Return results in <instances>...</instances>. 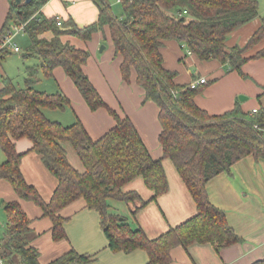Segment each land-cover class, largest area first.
I'll return each mask as SVG.
<instances>
[{
    "label": "trees",
    "instance_id": "16d2710c",
    "mask_svg": "<svg viewBox=\"0 0 264 264\" xmlns=\"http://www.w3.org/2000/svg\"><path fill=\"white\" fill-rule=\"evenodd\" d=\"M97 19L79 27L69 20L57 25L53 17H34L46 0L28 4H10L7 21L25 24L29 45L21 57H35L38 64L25 66L23 86L2 77L0 88V149L5 160L0 163V179L10 183L20 199L34 202L53 223L54 238L64 235L62 223L67 219L58 211L67 204L83 199L84 207L99 213L108 246L112 251L145 250L149 264H168L170 250L191 244H211L217 251L241 241L227 223L224 212L208 199L207 182L220 173L232 174V165L252 155L264 159V109L243 111L236 105L220 115H210L197 107L194 96L201 86L176 84V72L164 67L161 48L174 40L200 60L215 59L228 70L242 74L241 66L251 58H264V47L253 56L244 52L264 38V16L260 26L243 47H226L230 32L258 16L256 0H119L122 14L116 17L109 0H92ZM185 10L186 15H177ZM107 25L115 53L121 58L119 70L124 82L132 72L143 89L145 100L158 107L161 130L158 141L163 158H168L186 185L197 213L149 239L139 229H131L126 219L110 212L108 198L133 205L132 214L145 205L136 191L124 192L122 187L141 177L154 199L168 190L160 159L150 155L138 130L128 117H119L108 108L96 91L82 66L89 52L76 48L60 36L71 34L88 40ZM7 23L2 30L6 28ZM51 31L50 39L39 37ZM1 33V32H0ZM4 33V32H3ZM2 33V34H3ZM1 34V35H2ZM0 35V37H1ZM9 49H1L0 57ZM61 67L72 80L90 110L104 107L114 116L115 125L97 139H92L80 120L64 125L47 118L42 109L64 108L68 99L62 92L49 93L35 87L38 72L48 76ZM194 80V79H193ZM27 138L30 150L36 152L57 181L48 200L25 181L20 171L22 153L15 141ZM69 142L83 164L75 169L67 160L62 142ZM139 201L138 205L134 202ZM5 222L0 233L1 256L6 264H40L30 220L18 201L3 205ZM91 255L70 250L48 264H89ZM251 264H264L256 260Z\"/></svg>",
    "mask_w": 264,
    "mask_h": 264
},
{
    "label": "crops",
    "instance_id": "0c3cea01",
    "mask_svg": "<svg viewBox=\"0 0 264 264\" xmlns=\"http://www.w3.org/2000/svg\"><path fill=\"white\" fill-rule=\"evenodd\" d=\"M116 2L119 3L118 0ZM10 4H13V0H0V35L8 29L14 31L17 27L12 21H7ZM258 7V16L263 17L264 0ZM97 15L98 8L92 0H46L34 17H53L60 21L59 25L69 20L82 27L93 23ZM6 23L9 26L2 30ZM260 24L261 18H254L230 32L225 40L226 47H243ZM20 36L27 35L17 33L12 39L13 42L17 44L16 40ZM52 36L51 31L39 35L47 39ZM60 40L89 52V57L82 66L83 72L106 106L118 112L116 114L119 117H128L133 122L152 158L160 159L166 176L167 192L154 199H151L153 193L145 187L141 177L122 187L124 192L136 191L141 201L145 202L135 215L131 212L133 205L108 198L110 212L125 218L131 229H141L149 239L158 237L194 216L197 213L196 204L186 185L172 162L163 158L162 147L158 141L161 130L158 107L152 101L145 100L143 89L135 82L134 72L129 82L122 80L119 70L121 58L115 53L107 25L94 32L88 40L71 34L61 35ZM263 47L264 38L247 49L244 56L251 57ZM161 53L164 67L176 72V84L205 79L204 84L197 85L201 86V91L193 100L197 107L208 114L220 115L236 105L249 112L253 109H264V58L249 59L241 66L240 74L228 70L226 65L215 59L200 60L174 40L165 41ZM28 60H33L28 66L38 64L35 57ZM39 75H42L41 71L38 72L37 83H41ZM2 77L6 75L0 77V88L3 86ZM43 77L53 78L57 88L44 86L40 90L49 93L62 92L68 99L74 118L81 121L92 139L99 138L115 125L116 120L107 108L90 110L61 67L54 68L48 76L43 74ZM242 94L246 96L239 100L238 95ZM30 147L31 141L27 138L15 141L16 151L22 153L21 174L44 200H48L57 181L45 168L40 156L30 150ZM62 147L70 165L82 171L83 164L71 144L65 141L62 142ZM4 160L5 155L0 149V163ZM231 171V175L220 173L212 177L206 184V191L209 201L224 212L227 223L241 241L219 251L209 243L191 244L186 248L176 246L170 250L168 264H251L256 260L264 261V159L245 156L232 165ZM13 201L20 203L30 220L29 227L35 236L30 246L36 248L40 264H48L70 250L91 255L93 260L89 264H149L148 254L141 248L130 252L112 251L100 227L99 213L84 207L83 199H77L58 211L67 220L62 223L64 235L57 239L51 233L52 220L44 216L42 209L34 202L20 199L10 183L4 179H0L1 225L5 222L4 203ZM135 204L138 205L139 201L134 202Z\"/></svg>",
    "mask_w": 264,
    "mask_h": 264
},
{
    "label": "rangeland",
    "instance_id": "374dc122",
    "mask_svg": "<svg viewBox=\"0 0 264 264\" xmlns=\"http://www.w3.org/2000/svg\"><path fill=\"white\" fill-rule=\"evenodd\" d=\"M256 1L258 3V6H260L262 3V0H256ZM108 2L110 4L112 13L116 17H120V15L122 14L121 5L117 3L116 0H109ZM177 12L179 13L180 11H177ZM184 15H186V13ZM260 18H261L260 16H257L255 20L256 19L260 20ZM16 42H17V45L20 47V51L15 52L13 50H9V52L5 53L3 57H0V77L6 75L12 79L15 85L23 86L24 77L26 75L25 70H24L25 66L30 65L29 62H32L33 60L24 59L21 57L22 52H25L26 46H28L27 44L29 42V38L27 36L25 37L20 36L19 38H17ZM183 51L186 54L185 50ZM225 70L226 68L224 69V71ZM39 77H40L41 83L39 81L37 84H35L37 88L42 89L44 86H46L45 88H48V86L54 87L55 89L57 88V86H55L56 83L53 80V78L43 77V75H39ZM47 90H50V89H47ZM240 96L245 97L246 95H243V94L238 95L239 100L241 99ZM42 111L47 118L51 120H58L62 124H71L73 121L76 120V117L74 118L73 110L71 109V106L69 104H67L64 108H52V109L44 108L42 109ZM4 216H5V213H4ZM1 224L2 222L0 223V233L3 230V225Z\"/></svg>",
    "mask_w": 264,
    "mask_h": 264
},
{
    "label": "built area",
    "instance_id": "2783aa9c",
    "mask_svg": "<svg viewBox=\"0 0 264 264\" xmlns=\"http://www.w3.org/2000/svg\"><path fill=\"white\" fill-rule=\"evenodd\" d=\"M119 1V0H118ZM185 13V10H183L182 12H177V15H181V14H184ZM25 24L26 23H20L16 29L13 31V30H6L0 37V50L1 49H11L15 52L17 51H20V47L15 43L13 42V37L18 33L20 34H24L25 33ZM60 24V21L57 20V25ZM190 53V52H188ZM205 83V79L204 78H199L197 80H194L192 82H190V87L191 88H194L196 87L197 85L199 84H204ZM257 109H253L252 112H255ZM0 264H6L3 257L1 256V247H0Z\"/></svg>",
    "mask_w": 264,
    "mask_h": 264
},
{
    "label": "water",
    "instance_id": "95a60500",
    "mask_svg": "<svg viewBox=\"0 0 264 264\" xmlns=\"http://www.w3.org/2000/svg\"><path fill=\"white\" fill-rule=\"evenodd\" d=\"M31 1H32V0H13V4H14V5H19V4H21L22 2H23L24 4H28V3H30ZM240 98L243 99L242 96H240Z\"/></svg>",
    "mask_w": 264,
    "mask_h": 264
}]
</instances>
